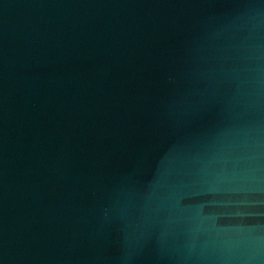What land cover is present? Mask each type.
Wrapping results in <instances>:
<instances>
[{"label":"water","instance_id":"95a60500","mask_svg":"<svg viewBox=\"0 0 264 264\" xmlns=\"http://www.w3.org/2000/svg\"><path fill=\"white\" fill-rule=\"evenodd\" d=\"M0 264H264V0H0Z\"/></svg>","mask_w":264,"mask_h":264}]
</instances>
